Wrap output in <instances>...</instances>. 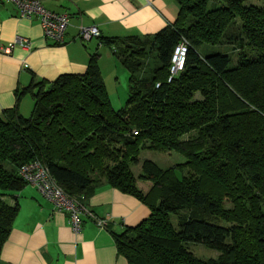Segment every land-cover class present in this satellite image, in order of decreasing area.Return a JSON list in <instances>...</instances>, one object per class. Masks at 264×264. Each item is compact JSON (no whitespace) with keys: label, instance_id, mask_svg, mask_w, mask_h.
I'll return each mask as SVG.
<instances>
[{"label":"trees","instance_id":"trees-1","mask_svg":"<svg viewBox=\"0 0 264 264\" xmlns=\"http://www.w3.org/2000/svg\"><path fill=\"white\" fill-rule=\"evenodd\" d=\"M249 1L177 0L176 22L154 34L100 35L129 72L125 107L112 105L97 52L82 73L16 91L17 104L0 112V264L27 184L19 169L34 160L84 207L104 185L150 207L136 226L107 225L128 264H264V0ZM182 37L184 69L170 77ZM26 93L29 116L19 110ZM142 149L186 161L145 159L136 175ZM191 242L220 254L201 259Z\"/></svg>","mask_w":264,"mask_h":264},{"label":"crops","instance_id":"crops-1","mask_svg":"<svg viewBox=\"0 0 264 264\" xmlns=\"http://www.w3.org/2000/svg\"><path fill=\"white\" fill-rule=\"evenodd\" d=\"M48 9L70 14L65 42L47 39L38 18L21 17L13 3L0 2V47L17 36L29 39L30 47L16 45L9 54L0 51V112L17 104L16 91L33 79L52 81L63 73H82L93 53H99L103 75L121 74L123 67L111 48L94 37L83 40L81 25H95L101 36H146L174 24L180 8L177 0H41ZM106 79V76H105ZM107 80V79H106ZM34 107L26 93L19 110L27 115ZM144 193L151 181L138 179ZM20 209L1 253L3 264H128L119 254L108 229L120 232L136 226L151 215L150 207L138 197L112 186L99 187L89 198L79 231L71 226L69 214L59 211L33 184L16 193ZM15 203L13 198L8 199ZM96 218L108 221L100 226Z\"/></svg>","mask_w":264,"mask_h":264},{"label":"built area","instance_id":"built-area-1","mask_svg":"<svg viewBox=\"0 0 264 264\" xmlns=\"http://www.w3.org/2000/svg\"><path fill=\"white\" fill-rule=\"evenodd\" d=\"M1 3H13L17 6L20 16L25 18H38L43 27L45 37L56 44H63L70 24V14L67 12L58 13L44 6L41 0H0ZM101 31L95 25H81L79 36L83 40H90L94 37H100ZM20 45L22 47H30V41L23 36H17L13 41L0 47V51L9 54L12 49ZM189 40L182 37L181 41L176 45L171 58L170 73L171 76L178 74L184 69L188 49ZM135 134L138 131H134ZM20 176L27 184H33L39 192L59 211L69 214L71 226L75 231H79L82 225V214L87 213L94 217L92 212L87 210L80 204L79 200L65 193L63 188L58 184L49 168L40 160H34L22 165L19 169ZM97 223L106 227L108 221L96 218Z\"/></svg>","mask_w":264,"mask_h":264},{"label":"rangeland","instance_id":"rangeland-1","mask_svg":"<svg viewBox=\"0 0 264 264\" xmlns=\"http://www.w3.org/2000/svg\"><path fill=\"white\" fill-rule=\"evenodd\" d=\"M250 3L260 4L259 0H250ZM211 51L218 52L222 51L221 47H212ZM123 67L121 74H115L119 71L115 69V73L112 74L107 71L106 79L105 76L104 80L108 89V93L112 102V105L115 108L125 107L127 103V99L129 97V72L127 68L121 64ZM103 74V73H102ZM33 110V109H32ZM32 113L29 112L26 116H29ZM140 162L136 165L132 166V169L138 175L141 172L142 162L145 159H151L158 163L163 168H168L171 166H175L176 164L183 163L186 161V157L177 151H161V150H152V149H142L140 152ZM145 181V180H144ZM228 206L230 204H227ZM174 222L175 218H173ZM190 249L195 253V255L201 259H209V258H216L219 256L220 251L211 247H207L200 243L191 242L189 244Z\"/></svg>","mask_w":264,"mask_h":264}]
</instances>
